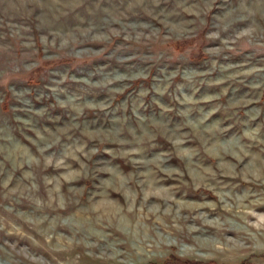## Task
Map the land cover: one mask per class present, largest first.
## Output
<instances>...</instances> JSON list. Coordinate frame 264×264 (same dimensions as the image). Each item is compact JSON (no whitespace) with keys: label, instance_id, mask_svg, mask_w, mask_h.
<instances>
[{"label":"rangeland","instance_id":"rangeland-1","mask_svg":"<svg viewBox=\"0 0 264 264\" xmlns=\"http://www.w3.org/2000/svg\"><path fill=\"white\" fill-rule=\"evenodd\" d=\"M182 263L264 264V0H0V264Z\"/></svg>","mask_w":264,"mask_h":264},{"label":"trees","instance_id":"trees-1","mask_svg":"<svg viewBox=\"0 0 264 264\" xmlns=\"http://www.w3.org/2000/svg\"><path fill=\"white\" fill-rule=\"evenodd\" d=\"M179 261H181V260H179ZM183 264V263H182Z\"/></svg>","mask_w":264,"mask_h":264}]
</instances>
